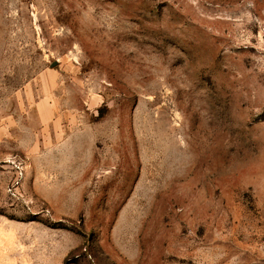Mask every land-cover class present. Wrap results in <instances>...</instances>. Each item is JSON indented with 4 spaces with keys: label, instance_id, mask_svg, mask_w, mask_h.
Listing matches in <instances>:
<instances>
[{
    "label": "rangeland",
    "instance_id": "1",
    "mask_svg": "<svg viewBox=\"0 0 264 264\" xmlns=\"http://www.w3.org/2000/svg\"><path fill=\"white\" fill-rule=\"evenodd\" d=\"M0 264H264V0H0Z\"/></svg>",
    "mask_w": 264,
    "mask_h": 264
},
{
    "label": "water",
    "instance_id": "2",
    "mask_svg": "<svg viewBox=\"0 0 264 264\" xmlns=\"http://www.w3.org/2000/svg\"><path fill=\"white\" fill-rule=\"evenodd\" d=\"M55 63V62H54Z\"/></svg>",
    "mask_w": 264,
    "mask_h": 264
}]
</instances>
